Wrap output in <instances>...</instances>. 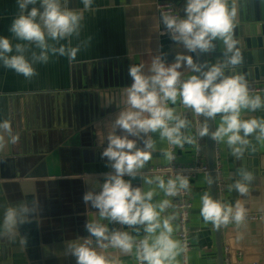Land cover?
<instances>
[{"label": "clouds", "instance_id": "obj_1", "mask_svg": "<svg viewBox=\"0 0 264 264\" xmlns=\"http://www.w3.org/2000/svg\"><path fill=\"white\" fill-rule=\"evenodd\" d=\"M81 3L84 9H90L94 0H81ZM16 4L18 13L9 31L21 43L13 46L9 37L0 36V63L26 79L36 76L34 65L47 64L50 55L67 56L73 61L81 46L91 41L89 37L82 44L72 46V38L81 34L84 16L79 10L69 9L68 0H16ZM183 12L184 18L172 11L161 13L160 22L166 29L161 34L170 35L197 58L177 53L169 64L162 53L152 59L148 71L144 64L129 67L132 83L125 89L126 107L111 122L112 131L106 136L107 146L101 153L111 171L104 175L99 191L94 188L83 195L85 205L97 210L95 217L85 224L89 235L65 242L64 254L74 257L76 264H117L106 254L109 248L124 255L134 253L138 264H175L182 245L173 239L174 217H162L172 202L169 199L154 202V198L157 190L165 197L189 190L190 177L177 173L175 178L165 180L161 176L148 177L142 170L158 150L152 133H158L159 140L171 146L159 148L168 163L176 159L173 148L196 144V138L188 132L191 121L182 109L204 117L197 135L226 144L237 160L252 146L253 137L264 143V117L243 115L264 110V95L254 94L245 76L235 71L243 62L234 32L235 0L231 3L230 0H185ZM65 40L68 44H61ZM218 41L223 44V58L201 63L198 57L216 51L214 42ZM185 71L191 73L187 78ZM218 116L219 124L213 131L211 122ZM18 140L11 122L7 119L0 122V151ZM140 141L143 147L138 146ZM137 177L149 186L147 191L144 187H133L132 180ZM253 180V173L242 166L239 178L229 190L248 195ZM207 183H214L211 176L207 177ZM23 195L26 197L27 193ZM39 210L35 199L10 202L0 220V238L11 241L19 236L20 243L26 247L28 237L21 236L19 229L31 223ZM200 215L216 229L230 223L239 227L246 222L247 209L239 200L232 204L204 192ZM110 224L127 226L130 231L110 228Z\"/></svg>", "mask_w": 264, "mask_h": 264}, {"label": "crops", "instance_id": "obj_2", "mask_svg": "<svg viewBox=\"0 0 264 264\" xmlns=\"http://www.w3.org/2000/svg\"><path fill=\"white\" fill-rule=\"evenodd\" d=\"M157 0H94V3L90 9H84L81 0H68V7L71 10H79L85 14L87 22L91 23L92 12L96 13V34L99 43L98 55L99 59H93L88 63L86 61H80L75 59L71 62L67 56H51L47 64H36L34 67L37 70V75L31 79H26L22 75L16 74L11 69H6L2 63H0V122L9 120L14 122L18 120L21 122L23 129H31L33 126L39 131V134L43 135V141L40 147L44 149L48 144V139L53 138L51 133V125L54 121L58 122L61 112L66 108L69 99L74 95L80 94L84 96L83 107L86 112L89 105H100L102 109L107 110L112 115L111 122L115 119L116 114L126 107V87L132 83L131 77L128 74V69L132 64H144L145 71L151 66L152 59L157 56L166 54L165 59L167 63H172L175 60L177 53H184L193 55L194 59L197 58L195 54L187 53L182 46L178 45L172 39L161 34L162 25L159 22V17L155 9V2ZM174 4V0H170ZM175 5V4H174ZM18 13L16 0H0V36L9 37L12 40L13 46L16 43H21L12 37L9 31L10 25ZM61 44L67 45L68 41H61ZM33 50H36L33 47ZM38 51V50H36ZM15 54V52H13ZM93 62V63H90ZM103 63L105 67H103ZM86 64L88 67L94 68L96 71V89L76 90L72 89V76L71 67L75 66L76 70L80 72L82 67ZM107 72L106 87H103L104 73ZM191 73L184 72V78H187ZM77 78V75H75ZM18 96L20 102L18 105L12 104V97ZM119 105L118 109H115L114 103ZM180 108V105H176ZM185 111L184 115L189 121H191L188 132L194 136V130L192 127V115L191 111ZM252 112H245L243 115L245 118L253 115ZM219 124V116L215 121L211 122V128L214 131ZM61 124H54V130ZM112 126V125H111ZM117 134H121L120 130H117ZM152 138L157 141V152L152 156V159L145 165L142 172H147L157 166H163L166 163L164 157L160 154L159 148H165V141L159 140L158 133H152ZM195 137V136H194ZM131 138V137H130ZM213 141V140H212ZM19 146V142L16 144H8L5 147V152L0 151V161L6 159L12 161L16 159V152H12L16 146ZM214 151L219 155V162L221 167V175L224 178L225 188L223 194L218 193V199L235 204L237 201V191L235 189L229 190V186L235 183V179H230L229 174L231 170L225 166L224 156H228L229 149L224 143H217L213 141ZM139 147H143L142 141L138 142ZM34 148V145L32 146ZM104 149V148H103ZM103 149H90L86 151L85 160L82 159V163H86L87 166L94 168V172L90 175L82 173L79 177H84L85 181L95 182L103 179L104 175L111 171L107 166L108 161L106 158H101ZM18 157H21L18 155ZM177 161L183 164L190 163L194 159L193 145H184L183 148L176 147ZM206 157V154H205ZM204 160V159H203ZM207 163V158H206ZM102 164H105L102 167ZM59 164L57 165V167ZM2 170L3 175H8L12 172V165H4ZM7 168V170H6ZM129 179V177H125ZM103 183V182H102ZM258 187V183H254ZM100 185V183H99ZM99 185L95 190L99 191ZM133 187H144L145 191L149 189V186L143 184V181L137 177L132 180ZM154 198V202H159L164 199L163 192H159ZM204 192L210 193V185L207 183V178L203 175H197L190 181L189 199L192 205L190 211V261L192 264H217L215 237L213 226L210 223H205L200 215L201 196ZM247 205L250 208L249 212H256L264 207V190L261 193H254L253 197H249ZM97 210L94 212V214ZM171 216L169 211L166 210L162 213V217L166 218ZM1 220V218H0ZM247 224V225H246ZM254 226L253 223H245L241 226L230 224L222 226V228L233 227L234 238L223 242V257L225 249L229 252V249H239L238 243L240 239L237 236L241 232L240 228L245 230ZM264 226V222L262 223ZM173 226V239L175 237L176 224L174 219L172 220ZM110 228H120L121 230L130 231L127 226L121 225H109ZM258 229V227H256ZM23 228L22 231H24ZM250 232V231H249ZM135 234V233H133ZM245 236H248L247 231H243ZM144 235L141 229L140 236ZM21 236L28 237V244L24 247L20 243L19 236L15 237L11 241L7 238H0V264H38L41 263V257L35 262L29 260L32 258L33 248L31 247V237L27 234L21 233ZM227 243V244H225ZM241 249V248H240ZM246 259L249 263L256 261L254 257L248 256V251L244 250ZM106 254L117 264H135L134 253L124 255L118 249L109 248L106 250ZM261 259V256L260 258ZM225 261V260H224ZM44 263L48 264H76L74 257L65 256L60 254L57 256H51ZM175 264H181L180 256L176 257ZM264 264V261L261 263Z\"/></svg>", "mask_w": 264, "mask_h": 264}, {"label": "water", "instance_id": "obj_3", "mask_svg": "<svg viewBox=\"0 0 264 264\" xmlns=\"http://www.w3.org/2000/svg\"><path fill=\"white\" fill-rule=\"evenodd\" d=\"M231 3V0H230ZM175 7L180 16L184 17L183 12L185 0H174ZM237 7V16L235 20V36L239 40V49L242 53L243 62L236 68L238 74H243L249 84L264 81V0H235ZM96 13L91 14V23L87 18L82 21V30L79 38H72V46L87 41H91L87 46H81L77 54V59L87 63L93 59H99V43L96 34ZM163 27V26H162ZM217 44L216 51L210 54H201L198 59L201 63L208 61L214 63L218 58H223L222 42ZM75 60L71 61L74 62ZM93 63V62H90ZM86 64L82 70L77 71L75 66L71 67L72 89L85 90L96 89V71ZM103 67L105 64L103 63ZM104 73L105 88L107 82V72ZM77 75V78L76 76ZM84 96L77 94L69 99L66 108L61 112L59 121L54 124H61L54 130L51 125L53 138L48 139L47 146L40 147L43 141V135L39 134L41 129L36 130L34 126L29 129H23L21 122L15 120L11 122L14 134L19 135V146L12 149L16 152V159L0 161V168L4 165H12V172L3 175L0 171V218L3 219L5 208L10 202L15 203L22 199L31 201L33 199L39 202L40 210L33 216L32 222L20 227V234L24 233L31 237V247L33 256L30 261L35 262L41 257V263H44L51 256H57L64 253L66 241H72L78 237H87L89 234L85 229V224L95 217L96 209L86 206L83 202V195L86 191L97 188L103 179L95 182L81 181L76 176L84 173L90 175L94 168L82 163L81 158L85 160L86 151L90 149H103L107 146L106 136L112 131V115L107 110L102 109L100 105L91 104L87 111H84ZM12 104L18 105L20 98L12 97ZM115 109L119 108L117 102L114 103ZM264 117V110H257L256 113L249 116ZM203 123L205 118L202 117ZM34 145V148L32 146ZM204 148L209 169V176L214 180L210 185V194L214 199H218V193L215 187L214 166V145L210 137H204ZM4 155L8 154L5 151ZM21 156V157H18ZM81 157V158H80ZM225 166L231 170L230 179L239 178V169L247 166L254 175V180L250 186L248 195H240L237 192V200L241 201L247 212L250 208L247 205L249 197L254 193H261L264 190V143L257 142L252 138V146L246 150L242 159L237 160L228 151V156H224ZM59 166L57 167V165ZM105 164H102V167ZM7 170V168H6ZM258 183V187L255 186ZM23 193H27L25 197ZM224 195V194H223ZM222 201H226L225 197ZM264 211V207L256 212ZM253 223L251 228H246L237 234L240 239L239 249H229L230 264H261L264 261V226L262 223ZM247 225V224H246ZM258 227V229L256 228ZM23 228H26L23 230ZM233 227L219 228L213 227L215 237V248L217 264H224L223 242L222 239L229 241L234 238ZM248 232V236L243 234ZM250 231V232H249ZM227 244V243H225ZM241 248V249H240ZM248 256L254 257L256 261L249 263L246 259L245 251ZM261 256V259H259Z\"/></svg>", "mask_w": 264, "mask_h": 264}, {"label": "built area", "instance_id": "obj_4", "mask_svg": "<svg viewBox=\"0 0 264 264\" xmlns=\"http://www.w3.org/2000/svg\"><path fill=\"white\" fill-rule=\"evenodd\" d=\"M155 9L159 17V22H160V15L163 12L172 11L173 13L179 14L175 5L170 0H157L155 2ZM160 24L163 26L161 28V33H165L166 32L165 26L163 25L162 22H160ZM163 35L171 39L170 35L168 34H163ZM249 85L254 94L264 95V81L252 83ZM191 115H192V127L195 133L194 136L196 138V144L193 145L194 148L193 161L190 163L183 164L181 162H178L176 157V159L171 163H168L166 161V163L163 166H157L153 169L148 170L147 172H144L145 175H147L148 177L161 176L165 178V180H167L168 178H175L177 173H182L184 175L189 176L190 181L193 180L197 175H203L206 178L209 176L208 165L206 161L203 160L205 157L204 137L200 138L197 135V131L199 127L201 126V124H203V119L202 116H197L193 112H191ZM164 147L169 148L171 146H169L165 141ZM173 151L176 156V147L173 148ZM213 166H214L213 172L215 174L216 190L218 191V193L223 194L225 183H224V178L221 175L219 155L216 151H214ZM79 179H81V181L85 180V178L82 176L79 177ZM164 199H169L172 202V206L167 210L169 211V214L172 217H174V221L176 224L175 237L182 245V250L179 253L180 262L181 264H192L189 257L190 246H191V238H190L191 230L189 225V219H190V211L192 209V205L189 199V190L181 191L175 197L164 196ZM263 219H264V211L247 212V219L245 223H261ZM224 254L226 256L224 264H230L229 251L225 249ZM134 262L135 264H138V262L135 259V255H134Z\"/></svg>", "mask_w": 264, "mask_h": 264}, {"label": "trees", "instance_id": "obj_5", "mask_svg": "<svg viewBox=\"0 0 264 264\" xmlns=\"http://www.w3.org/2000/svg\"><path fill=\"white\" fill-rule=\"evenodd\" d=\"M204 160H206V157H204Z\"/></svg>", "mask_w": 264, "mask_h": 264}]
</instances>
